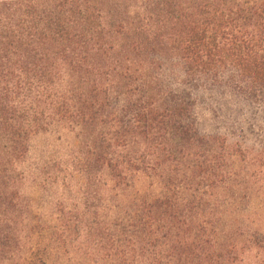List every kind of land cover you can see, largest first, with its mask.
<instances>
[{
    "label": "trees",
    "instance_id": "1",
    "mask_svg": "<svg viewBox=\"0 0 264 264\" xmlns=\"http://www.w3.org/2000/svg\"><path fill=\"white\" fill-rule=\"evenodd\" d=\"M171 68L235 121L201 132ZM52 129L80 203L43 222ZM0 264H264V0H0Z\"/></svg>",
    "mask_w": 264,
    "mask_h": 264
},
{
    "label": "rangeland",
    "instance_id": "2",
    "mask_svg": "<svg viewBox=\"0 0 264 264\" xmlns=\"http://www.w3.org/2000/svg\"><path fill=\"white\" fill-rule=\"evenodd\" d=\"M178 71L175 68L165 70V83L183 94L191 92L195 99L194 117L201 132H223L227 124L235 121L225 114L218 105V94L209 90L193 91L185 84L179 83ZM112 101L121 102L115 93L111 94ZM77 146L75 137L65 130L52 129L34 135L30 140L28 159L23 165L26 178L22 184V193L29 199L38 216L43 222L50 220L54 206L58 202L73 206L80 203L78 180L69 176L68 163L72 148ZM145 177L139 173L134 174L137 189H141V182ZM141 181V182H140ZM72 186V189H69Z\"/></svg>",
    "mask_w": 264,
    "mask_h": 264
}]
</instances>
